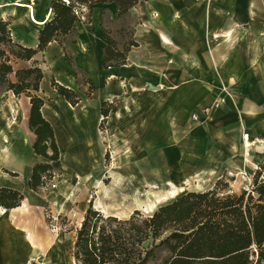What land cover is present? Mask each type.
<instances>
[{"label":"crops","instance_id":"1","mask_svg":"<svg viewBox=\"0 0 264 264\" xmlns=\"http://www.w3.org/2000/svg\"><path fill=\"white\" fill-rule=\"evenodd\" d=\"M14 1L5 7L0 4V18L10 22L14 41L36 48L41 26L25 16L27 9L11 5ZM19 1L30 4L29 0ZM33 1L37 4L33 5L35 18L47 19L52 0ZM101 7L92 5L88 20L78 22L62 45L49 43L33 59L43 72L36 93L44 102L40 113L52 128L59 151V160L53 166L66 182L78 176L69 172L65 165L68 159L63 157L73 145L82 150L93 146L94 171L90 174L96 178L107 141V147L125 151L121 154L125 159L122 167L132 166L137 178L145 179L156 166L157 157L171 156L175 162L179 155L208 154V146L213 144L212 130L227 123L219 116L217 124L209 118L207 122H195L191 115L220 98L228 99L224 90H234L239 100L247 98L241 104H264V17L247 14L259 8L257 1L146 0L119 19L110 7L111 24L134 18L132 37L137 46L128 51L123 65L106 68ZM253 58L256 68L250 64ZM30 65L17 61L15 68ZM52 81L78 95V105L71 106L59 96ZM90 86L93 90L89 97ZM103 105L108 109L106 116L101 114ZM21 107L24 116L18 130L11 122L17 119L13 110ZM29 110L28 98H16L0 89V188L16 190L24 197L19 207L0 214V264H27L29 258L44 252L49 257L46 264H64L67 254L74 264L71 246L86 209L83 201L73 202L68 197V192L75 189L71 181L62 189L63 194L58 193L61 184L56 190H50L49 184L48 191L29 189L33 166L46 161L33 153L35 136L28 127ZM258 113L254 121L242 118L246 127L252 124L251 132L256 137L250 135L257 139L264 136V114ZM233 119L232 124L238 120L236 116ZM89 159L87 156L85 160ZM118 175L119 183L130 182V176ZM78 177L81 180L82 175ZM77 210L81 219L74 225ZM51 221L59 234L51 231ZM66 234L73 235L70 244L64 241Z\"/></svg>","mask_w":264,"mask_h":264},{"label":"trees","instance_id":"2","mask_svg":"<svg viewBox=\"0 0 264 264\" xmlns=\"http://www.w3.org/2000/svg\"><path fill=\"white\" fill-rule=\"evenodd\" d=\"M142 1L146 0H52L51 17L38 31L36 48L14 41L10 22L0 18V89L29 99L28 127L35 136L32 150L46 160L32 168L31 191L46 188L56 176L53 163L59 160L53 130L40 113L44 102L36 93L43 72L33 59L49 43L62 45L86 13L88 20L92 5H102L101 16L112 7L119 19ZM104 38L105 68L110 63L123 65L130 48L137 46L131 42L120 51L105 33ZM17 61L31 65L16 69ZM52 87L71 106L78 105L80 99L73 91L54 81ZM92 90L90 86L89 97ZM107 111L103 105L102 116ZM226 190L227 184L217 180L212 188L182 194L150 215L133 211L124 219L105 215L90 202L75 230L74 264H264V160L254 169L247 190ZM23 199L16 190L0 188V209L17 208Z\"/></svg>","mask_w":264,"mask_h":264},{"label":"bare ground","instance_id":"3","mask_svg":"<svg viewBox=\"0 0 264 264\" xmlns=\"http://www.w3.org/2000/svg\"><path fill=\"white\" fill-rule=\"evenodd\" d=\"M65 1V0H62ZM33 5H37L33 1L32 5H26L23 2L16 0L13 6L19 9H27L25 16L32 22L35 26H42L48 21L50 13L47 19L41 21L35 18ZM8 6L7 3L2 5V7ZM249 15H252L250 11ZM18 20L21 17H18ZM255 59L250 60V64L253 68H256L254 63ZM17 119L15 122H11V125L16 127L18 130L21 129L20 121L23 119L24 110L23 108H18L16 111ZM6 141V137H5ZM218 146L220 151L216 153H210L205 155H179L175 162L171 161V156L165 155L164 157L156 158V166L152 170L150 176L144 179V177L137 178V170L131 166L130 168L120 167L121 174H125L126 177L130 176V182L135 187L134 191L129 196L124 198L126 203L120 205V210L116 214L108 215L106 213L105 207L101 203H96L94 209L102 212L108 216L117 217L119 219L128 218L133 211H140L144 215L152 214L158 207L173 201L178 196L185 194L187 192H199L205 188L212 185V183L217 179L221 169L226 166L237 167L244 169L246 166L256 168V166L264 160V140L250 138L248 133H244L242 138V145L235 146L234 144L227 145L225 142H221L218 139ZM93 146L86 147L84 150L80 146L73 145L67 150V153L63 155L64 160L67 158L66 168L69 172L76 173L81 177V180L86 186L92 183V178L90 177V172L94 171L91 166V157H93ZM223 148H227L229 151L226 153ZM89 156V161L85 159ZM155 160V158H154ZM78 176H73L68 182L66 180L62 181L61 187L59 189V194H63L62 189L66 188L67 183H74L75 180H79ZM144 176V175H143ZM111 185L109 187L104 186L100 181H96L95 187L99 190V195L101 198L114 199L119 190V178L111 174ZM153 181V182H152ZM1 212H5L1 209ZM81 219V217L79 218ZM82 221V220H81ZM81 224V222H80ZM79 224V225H80ZM44 261L49 259L48 253L43 254Z\"/></svg>","mask_w":264,"mask_h":264},{"label":"rangeland","instance_id":"4","mask_svg":"<svg viewBox=\"0 0 264 264\" xmlns=\"http://www.w3.org/2000/svg\"><path fill=\"white\" fill-rule=\"evenodd\" d=\"M0 1H3V2H0V4L12 2V0L11 1L10 0H0ZM245 1H257L259 3V8H257V10L256 9L255 11L248 10L247 12L248 16L264 17V0H245ZM13 3L11 5H13ZM250 11H252V15H249ZM258 13H261V14H258ZM85 16H87V13L85 14ZM109 16H110L109 11L103 12L101 16L103 32L106 35H108V37L111 38L116 43L117 49L122 51L131 42H134V38L132 37V32H133L132 24L134 23L133 21L134 18L130 17L129 19L120 20L116 24H111L109 21ZM83 20L86 21L85 17ZM64 41H66V39H64ZM113 64L114 63H110L109 65H113ZM224 91L226 92L225 93L226 95L229 94L228 96L229 98L226 99L225 101H221V98H220L217 102L219 104L218 107H215V105L207 106V107H211L212 109L209 116L207 118L202 117L198 121H195V122L203 123V122H207L208 121L207 119L209 118V121L211 123L213 122L215 123L217 116H219L223 118L224 123H227V125L222 126L223 128L219 130L217 129L212 130L213 139L211 138V141L213 144H210L208 146L209 149H208V152H206L208 154L212 153L211 150L212 151H215L217 149L220 150L219 146L215 145L216 137H217L216 140L223 138V140L225 141L227 145L234 144L235 146H238V147L241 146L243 143L242 138L245 132L248 133L250 138L253 140L254 138L250 135V133L254 136V133L251 132L253 131L254 128H252L251 126L252 124L246 127L244 120H242V118L246 117L248 120L252 119L254 121L256 119V114L258 112L260 114H264V104L255 105L250 101L248 103L241 104V101H244L247 98H244L243 100H239V98H235L236 94L234 90L227 89ZM233 116H236V118L238 119L234 124H232V121L234 120ZM217 123L218 122L216 121V124ZM105 139L108 140L109 138H104V140ZM258 139L264 140L261 137H258ZM104 144H105L104 158L102 159L100 163V167L98 168V171L97 170L95 171V175L99 174L98 177L96 178V176H92L93 174H90V177L92 178L91 179L92 183L89 186H86L82 180L75 181V183H73L74 185L72 186L75 189L74 191L68 192V197L71 196V198L73 199V202L83 201L82 204L85 209L87 208L90 202L92 203L93 209L97 202L101 203L103 207H105L106 213L108 215H111V214H116L119 212L120 205L121 204L123 205L126 203L125 201L126 198L124 197L131 195L135 187L132 185V183H130L127 180V181H124L125 183L119 184V190L116 194V197H114V199L100 197L99 192H98L99 190L95 187L96 181H100L104 186L109 187L111 185L112 179L107 176H111V174H113L115 176L120 177L118 173L120 174L121 172L118 169L122 167L123 161L125 160L123 159V155H121L123 154V152H125L123 149H120V148L113 149L112 147L109 148L107 147L108 146L107 141H105ZM225 149L226 151H228L227 148H224V150ZM214 153H216V151ZM241 169L242 168L226 166L225 168L221 169V171L218 174L217 179L212 183V185L205 188L204 190L212 188L215 185V182L217 180H221L223 184L224 183L227 184L226 191L228 193H239L243 190H247L250 186L251 177H252V173L254 169L253 167H250V166L244 167L243 170ZM55 174H56L55 178L52 181H50L48 187L50 189L51 183L54 184L56 187L50 190H56L57 187H59L57 186V184H61L62 181H64V179L60 177L61 173L59 169H56ZM103 176H105V179H102ZM48 187L46 186L44 190L48 191L49 190L47 189ZM44 190L43 192H45ZM77 211H78V214H74L73 219H72L74 225L79 222V218H80V210H77ZM117 216L118 218H120L119 215ZM58 231L59 230H57L56 232H53V234H59ZM64 237H65L64 241L67 244H70L73 238V235L66 234V236ZM64 264H73V262L71 263L68 254L66 257V262Z\"/></svg>","mask_w":264,"mask_h":264},{"label":"built area","instance_id":"5","mask_svg":"<svg viewBox=\"0 0 264 264\" xmlns=\"http://www.w3.org/2000/svg\"><path fill=\"white\" fill-rule=\"evenodd\" d=\"M30 1V4L33 3V0H29ZM202 1H205V0H202ZM221 101H224L223 99H221ZM218 101H216L213 105H215V107H218ZM211 107H205L203 108L200 112H196L194 114L191 115V119L193 121H198L200 118H207L209 116V114L211 113ZM104 120V119H102ZM101 120V121H102ZM56 186L54 184H50V189H54ZM1 209H0V214H1ZM50 229L52 232H56L57 231V227L52 224V221L50 222ZM27 264H46L45 261H44V257L42 254H37V255H34L32 256L31 258H29Z\"/></svg>","mask_w":264,"mask_h":264},{"label":"water","instance_id":"6","mask_svg":"<svg viewBox=\"0 0 264 264\" xmlns=\"http://www.w3.org/2000/svg\"><path fill=\"white\" fill-rule=\"evenodd\" d=\"M102 213V212H101Z\"/></svg>","mask_w":264,"mask_h":264}]
</instances>
